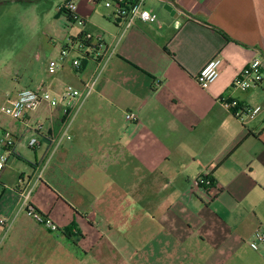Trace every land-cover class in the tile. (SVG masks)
Masks as SVG:
<instances>
[{"label":"crops","instance_id":"0c3cea01","mask_svg":"<svg viewBox=\"0 0 264 264\" xmlns=\"http://www.w3.org/2000/svg\"><path fill=\"white\" fill-rule=\"evenodd\" d=\"M77 1V19L56 7L63 17L36 49L43 69L26 86L61 99L67 84L81 87L97 72L71 138L52 150L39 134L30 147L36 131L2 111L21 88L0 93V136L16 138L10 151L0 146V218L8 219L0 223V264H264V246L249 245L264 225V80L234 87L264 57V0H145L158 19L131 26L107 0L104 9L102 0ZM85 30L104 33L103 65L85 56L74 69L73 53L50 72L49 61ZM216 56L220 75L203 88L197 75ZM224 96L257 116L241 121L220 103ZM64 109L61 100L54 107L55 129ZM31 116L42 132L49 128L47 105ZM202 172L213 186L193 191ZM22 177L32 179V205L58 230L20 205Z\"/></svg>","mask_w":264,"mask_h":264},{"label":"built area","instance_id":"2783aa9c","mask_svg":"<svg viewBox=\"0 0 264 264\" xmlns=\"http://www.w3.org/2000/svg\"><path fill=\"white\" fill-rule=\"evenodd\" d=\"M145 0H107L106 6L115 7V15L123 18L127 26L136 24L138 21H156L157 14L145 8ZM78 5L74 0H68L57 6V11L66 15H73L78 18ZM75 53L71 59V66L74 69H80L82 58L85 56L93 57L97 62V69L103 65L105 56L108 53V46L104 39V33L100 30L86 31L79 39L68 44L61 49L60 55L56 59L49 61V71L55 72L67 60V58ZM221 58L216 56L209 59L201 68L197 75V80L201 87L207 88L220 75ZM97 72H95L83 86L77 87L73 84H67L62 92L61 99L55 98L49 89L44 86L32 88L24 87L17 91V94L10 105L4 106L2 111L16 120L26 121V125L36 131V134L29 141L30 147H35L40 143L39 134H44L48 138L52 150H55L66 136L71 138L68 133L69 127L75 115L79 111L82 103L95 89ZM264 80V57L255 56L250 63L240 72L234 81V87L248 90L258 86ZM60 100L65 104L62 116L61 126L55 129L53 124V110ZM220 103L230 110L238 119L246 121L248 118L253 119L258 114V109L243 106L238 101L232 100L227 96L219 99ZM47 105L50 114L49 128L42 132L43 123L37 122L32 124L30 119L33 113H36L42 105ZM127 119L134 120L136 115L133 112L127 113ZM247 118V119H246ZM16 138L11 131H5L0 136V146L10 151L15 145ZM6 155L0 152V171L6 162ZM43 165H40L35 173L36 179L42 177ZM32 179L26 180L25 177L19 180L20 205L25 207L26 213L33 217L39 223H42L50 229L58 230V225L54 220L37 210L31 203L32 197ZM213 186V180L210 176L202 172L192 182V189L208 191ZM7 218L1 217L0 223H6ZM249 245L260 250L264 246V225H261L255 233V237L249 241Z\"/></svg>","mask_w":264,"mask_h":264},{"label":"rangeland","instance_id":"374dc122","mask_svg":"<svg viewBox=\"0 0 264 264\" xmlns=\"http://www.w3.org/2000/svg\"><path fill=\"white\" fill-rule=\"evenodd\" d=\"M66 1L0 0V93L35 86L34 76L43 69L35 51L49 42L51 27L66 15L56 11Z\"/></svg>","mask_w":264,"mask_h":264},{"label":"trees","instance_id":"16d2710c","mask_svg":"<svg viewBox=\"0 0 264 264\" xmlns=\"http://www.w3.org/2000/svg\"><path fill=\"white\" fill-rule=\"evenodd\" d=\"M71 20L74 19V16L73 15H67ZM87 30L83 31L79 36L78 38L80 39L82 37V35L84 34V32H86ZM211 178V177H210Z\"/></svg>","mask_w":264,"mask_h":264}]
</instances>
